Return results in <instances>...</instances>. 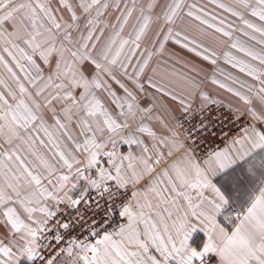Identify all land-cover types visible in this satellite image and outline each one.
I'll return each instance as SVG.
<instances>
[{"label": "snow or ice", "instance_id": "6c2138e0", "mask_svg": "<svg viewBox=\"0 0 264 264\" xmlns=\"http://www.w3.org/2000/svg\"><path fill=\"white\" fill-rule=\"evenodd\" d=\"M0 264H264V0H0Z\"/></svg>", "mask_w": 264, "mask_h": 264}, {"label": "crops", "instance_id": "0c3cea01", "mask_svg": "<svg viewBox=\"0 0 264 264\" xmlns=\"http://www.w3.org/2000/svg\"><path fill=\"white\" fill-rule=\"evenodd\" d=\"M209 91H213V92H218L219 90H216V89H214V87L213 86H209ZM221 95H223V93H220ZM120 150L121 151H127L128 149H127V146H121V148H120Z\"/></svg>", "mask_w": 264, "mask_h": 264}, {"label": "built area", "instance_id": "2783aa9c", "mask_svg": "<svg viewBox=\"0 0 264 264\" xmlns=\"http://www.w3.org/2000/svg\"><path fill=\"white\" fill-rule=\"evenodd\" d=\"M227 130L228 129L225 128V131H227ZM224 142L225 141H223L222 139H219V138L215 141V143L218 144L219 146H223ZM208 146H210V145H205V147H208Z\"/></svg>", "mask_w": 264, "mask_h": 264}]
</instances>
